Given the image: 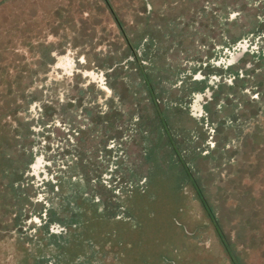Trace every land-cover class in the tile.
<instances>
[{"label": "rangeland", "instance_id": "rangeland-1", "mask_svg": "<svg viewBox=\"0 0 264 264\" xmlns=\"http://www.w3.org/2000/svg\"><path fill=\"white\" fill-rule=\"evenodd\" d=\"M259 49L264 0H0V264H264Z\"/></svg>", "mask_w": 264, "mask_h": 264}, {"label": "flooded vegetation", "instance_id": "flooded-vegetation-1", "mask_svg": "<svg viewBox=\"0 0 264 264\" xmlns=\"http://www.w3.org/2000/svg\"><path fill=\"white\" fill-rule=\"evenodd\" d=\"M113 19H114V21H115V23H116V26H117V28L120 30V32L122 33L123 31H122V25H121V23L119 22V20L117 19V17L115 16V15H113ZM257 32H258V30H257ZM123 34V33H122ZM127 43V49H128V51H130V53H131V56H130V58H131V60H135L136 58H137V56H136V53L134 52L135 50L133 49V47L132 46H130L129 44H128V42H126ZM233 46V44H231V45H228V46H226L225 48H226V51H227V54H226V57H225V59L224 60H222L221 61V63L219 62V63H215V64H212L213 65V67L215 66L216 68L215 69H218L219 70V73L217 72L216 73V71H215V73L214 74H216L217 76H219V77H225L226 75L227 76H230V75H232V76H234L233 75V73H230L229 71H227L226 69H227V67H229V65H230V63L228 62V61H230V58H229V56H230V54H231V52H230V49H231V47ZM240 50V49H239ZM262 54H261V53ZM244 53V52H243ZM253 53V52H252ZM258 55L261 57V55H263L264 56V49L263 50H261V49H259L258 50ZM228 62V63H227ZM138 64H139V62H138ZM209 66V65H208ZM140 71L142 70V69H139ZM234 74L235 75H237V73H236V71L234 72ZM141 77H142V79L143 80H145V75L143 74V72H141ZM209 78H207V76H205V77H203V78H201V79H198V80H195V82H202V83H208L207 82V80H208ZM146 81V80H145ZM213 83H223V82H213ZM169 138V137H168ZM170 139V138H169ZM180 160V159H179ZM25 252L23 251V256H21L20 258H19V260H20V264H23V259H26L27 261L29 260V258H31V259H33L34 261L35 260H37V259H39V257H37V256H35L34 255V247L32 248V247H30V248H28V246L27 247H25ZM24 253H25V255H24ZM31 254H32V256H31ZM22 260V261H21ZM39 261V260H38ZM27 263V262H26ZM33 264V263H32Z\"/></svg>", "mask_w": 264, "mask_h": 264}, {"label": "trees", "instance_id": "trees-1", "mask_svg": "<svg viewBox=\"0 0 264 264\" xmlns=\"http://www.w3.org/2000/svg\"><path fill=\"white\" fill-rule=\"evenodd\" d=\"M182 163H183V162H182ZM182 165L185 167L184 163H183ZM185 168H186V167H185ZM191 184L193 185V188L195 189L196 186L194 185V182H193V181H191ZM195 190H196V189H195ZM198 195H199V194H198ZM199 200H200V202H201V198H199ZM201 203H202V205H203V202H201ZM207 216H208L209 219H210V214H209V213H207ZM210 222H211V224L213 225V228H214V230H215V232H216V234H217V236H218V239H219V241H220V244H221V246H222L224 252H225L226 255L228 256V258H229L231 264H235V263L232 261V256H231V253H230L228 247L226 246V244L224 243V241H222V239H221V237H220V235H219V233H218V230H217L216 227L214 226V223H213L214 221H213L212 218L210 219Z\"/></svg>", "mask_w": 264, "mask_h": 264}]
</instances>
